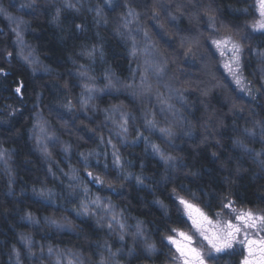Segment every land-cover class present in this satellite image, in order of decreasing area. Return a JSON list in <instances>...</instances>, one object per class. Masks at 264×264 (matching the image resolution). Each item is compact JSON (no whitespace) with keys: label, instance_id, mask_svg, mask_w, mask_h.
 <instances>
[{"label":"trees","instance_id":"1","mask_svg":"<svg viewBox=\"0 0 264 264\" xmlns=\"http://www.w3.org/2000/svg\"><path fill=\"white\" fill-rule=\"evenodd\" d=\"M252 15V0H0V264H168L166 237L187 227L178 196L207 215L226 199L264 215ZM225 37L242 47V87L212 44Z\"/></svg>","mask_w":264,"mask_h":264},{"label":"snow or ice","instance_id":"2","mask_svg":"<svg viewBox=\"0 0 264 264\" xmlns=\"http://www.w3.org/2000/svg\"><path fill=\"white\" fill-rule=\"evenodd\" d=\"M257 3L261 19L253 25V30H264V0H257ZM129 15H132L131 11ZM17 35L19 37V33H17ZM212 44L215 45L222 57L231 53L230 60L224 64V67L235 77L236 83L240 84L241 81L238 73L241 71V45L232 41L231 37L212 40ZM187 51L191 52V48H188ZM7 55L11 57L12 53L9 52ZM23 58L25 61L31 63L27 56ZM2 72L3 69H0V73ZM22 91V85L15 88L17 94L22 95ZM249 95H251V93H249ZM124 131H127V129L125 128ZM162 131L169 136L172 134L171 130L168 129ZM152 148L166 165L176 159L173 156L165 154L158 145H152ZM115 163L119 164V157H116ZM88 175L93 177L91 172H89ZM128 178L130 177H125V179ZM93 179L99 184H104L105 182L100 176H94ZM135 179L138 184L143 185L144 180L142 177L136 176ZM41 195H43V193H41ZM177 199L179 204L183 206L189 220H191L194 229V234L172 229L171 231L176 235H168L166 237L168 243L175 246L178 256L174 257V259L178 260L179 264H207L208 260L214 259V254L224 253L232 249L235 244H242L247 250L248 254L242 260V264H264V236L261 235V233L264 232V215H257L252 211L241 210L238 212L233 207V202L226 199L222 207L230 210L235 215V220L237 222L233 223L232 220L221 221L217 219L214 223L212 219L190 201L179 196ZM93 203L98 204L99 198ZM83 212L84 214L88 213L87 206H83ZM217 216L219 217L220 213H217ZM29 219H31V216H29ZM52 223L55 224L56 222L52 221ZM109 227H111V225H109ZM249 230H254L256 238H252ZM196 234H198L202 241L206 242V246L210 250L207 256L201 247L196 246ZM121 239H123V237H121ZM153 248V245H148L150 251Z\"/></svg>","mask_w":264,"mask_h":264},{"label":"rangeland","instance_id":"3","mask_svg":"<svg viewBox=\"0 0 264 264\" xmlns=\"http://www.w3.org/2000/svg\"><path fill=\"white\" fill-rule=\"evenodd\" d=\"M107 1H110V0H107ZM252 1H253V15H252V19H251L250 24H249V29L253 33H264V30H253V25H255L256 22L261 19V17L259 15V11H258V3H257V0H252ZM9 19L12 21V23L15 22V18L14 17H10ZM232 41H234V40H232ZM15 45H16V49L18 50V54H19V56L21 57L22 60H25L23 58L25 56L28 57L29 61H31L34 58L32 56V52L30 51L32 48H30L29 45H27L25 43H22L20 41V37H18V38L16 37ZM218 53H219V51H218ZM218 56H219V59H220V64H221L222 68L224 69V72H225L226 76L230 80H232V82L235 84V86L240 87L242 85V81H243L242 80V76H241V71H240V73H238V76H239V79H240L241 82H240V84H237L235 77L232 74H230L229 71L226 70L225 67H224V64L227 63V62H229L230 57H231V53H228L227 56H225V57H222L220 55V53H219ZM27 63L29 64V62H27ZM37 65H38L37 64V61H31L30 65H28V66L31 69H33ZM38 69L41 70L42 67L39 66ZM106 88H108V89H112L113 88L114 89L115 87L112 86V85H110V84H108ZM103 89H105V87ZM91 92H92V90H90L88 93H91ZM43 127H44V124L41 121H35L34 124H33V130H32V132L35 131V134L39 138V140H37L39 143L41 141V138H43V136H45V130H44ZM196 207H198V206H196ZM179 208H180V211H181L182 216L184 217V219H185V221L187 223L186 229L185 230H179V231H183V232L188 233V234H194V229L192 227L191 220H189L187 214L185 213V210H184L183 206L179 204ZM235 209L238 212L241 211V210H243V211H252V210H249V209H239V208H235ZM252 212L254 214L259 215L255 211H252ZM217 213H220V216L219 217L217 216ZM207 216L210 219H212L214 223L216 222L217 219H219L221 221H224V220H232L233 223H236L237 222L235 220V215L230 210L224 209L223 207H222V209L220 211H218V212H216V213H214L212 215H207ZM249 231L251 233L252 238H256L254 230H249ZM175 235L176 234L174 233L172 236H175ZM261 235L264 236V232H262ZM195 240H196V246L197 247H201L203 249V251L205 252V255L207 256V253L210 250L207 248L206 242L202 241L199 238L198 234L195 235ZM166 243H167L168 247L170 248V251H171V254H172V256H171V258H172L171 259V262L168 263V264H179V261L176 260V259H174V257L178 256V253L176 252L175 246L169 244L168 241H167V239H166ZM247 254H248L247 253V250L244 248V246L242 244H235L232 249L227 250L224 253L214 254V259L219 258V257H224L226 255H237L240 258V264H242V260L244 259L245 256H247ZM214 259L208 260L207 261V264H212V262H213ZM57 263H58V259H56L53 264H57Z\"/></svg>","mask_w":264,"mask_h":264}]
</instances>
